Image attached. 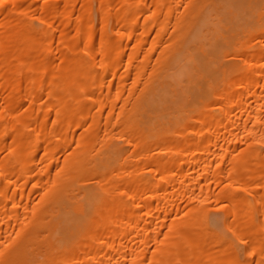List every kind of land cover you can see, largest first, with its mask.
Masks as SVG:
<instances>
[{
    "label": "bare ground",
    "instance_id": "1",
    "mask_svg": "<svg viewBox=\"0 0 264 264\" xmlns=\"http://www.w3.org/2000/svg\"><path fill=\"white\" fill-rule=\"evenodd\" d=\"M0 264H264V0H0Z\"/></svg>",
    "mask_w": 264,
    "mask_h": 264
},
{
    "label": "rangeland",
    "instance_id": "2",
    "mask_svg": "<svg viewBox=\"0 0 264 264\" xmlns=\"http://www.w3.org/2000/svg\"><path fill=\"white\" fill-rule=\"evenodd\" d=\"M231 236V235H230Z\"/></svg>",
    "mask_w": 264,
    "mask_h": 264
}]
</instances>
